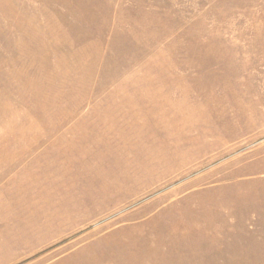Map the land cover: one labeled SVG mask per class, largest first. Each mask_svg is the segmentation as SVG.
Segmentation results:
<instances>
[{"label":"rangeland","instance_id":"rangeland-1","mask_svg":"<svg viewBox=\"0 0 264 264\" xmlns=\"http://www.w3.org/2000/svg\"><path fill=\"white\" fill-rule=\"evenodd\" d=\"M0 264H264V0H0Z\"/></svg>","mask_w":264,"mask_h":264}]
</instances>
